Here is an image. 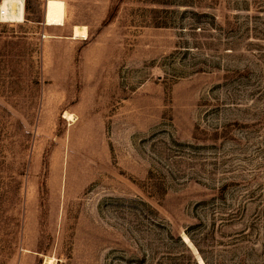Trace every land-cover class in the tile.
<instances>
[{
  "label": "rangeland",
  "instance_id": "1",
  "mask_svg": "<svg viewBox=\"0 0 264 264\" xmlns=\"http://www.w3.org/2000/svg\"><path fill=\"white\" fill-rule=\"evenodd\" d=\"M23 1L0 264H264V0Z\"/></svg>",
  "mask_w": 264,
  "mask_h": 264
},
{
  "label": "bare ground",
  "instance_id": "2",
  "mask_svg": "<svg viewBox=\"0 0 264 264\" xmlns=\"http://www.w3.org/2000/svg\"><path fill=\"white\" fill-rule=\"evenodd\" d=\"M1 18L10 21H21L23 19L24 13V1L23 0H2L0 4ZM1 19V20H2ZM3 21V20H2ZM86 28L74 26L73 35L76 36H86ZM67 118L68 113H65ZM71 116V115H70ZM73 117V116H72Z\"/></svg>",
  "mask_w": 264,
  "mask_h": 264
},
{
  "label": "trees",
  "instance_id": "3",
  "mask_svg": "<svg viewBox=\"0 0 264 264\" xmlns=\"http://www.w3.org/2000/svg\"><path fill=\"white\" fill-rule=\"evenodd\" d=\"M199 31H202V33L206 32V30L204 28H200Z\"/></svg>",
  "mask_w": 264,
  "mask_h": 264
}]
</instances>
